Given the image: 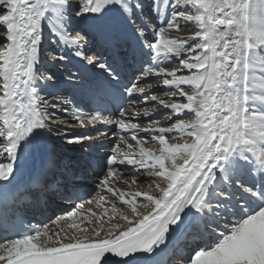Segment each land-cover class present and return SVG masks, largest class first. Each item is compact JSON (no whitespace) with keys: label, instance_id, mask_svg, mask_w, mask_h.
Returning <instances> with one entry per match:
<instances>
[{"label":"snow or ice","instance_id":"snow-or-ice-1","mask_svg":"<svg viewBox=\"0 0 264 264\" xmlns=\"http://www.w3.org/2000/svg\"><path fill=\"white\" fill-rule=\"evenodd\" d=\"M0 29V262L264 264V0H0ZM94 39L110 54L89 53ZM64 50L95 70L88 110L47 90ZM56 109L119 133L87 195L56 179ZM37 154L44 173L18 185ZM56 198L75 207L39 224L21 212Z\"/></svg>","mask_w":264,"mask_h":264},{"label":"rangeland","instance_id":"rangeland-1","mask_svg":"<svg viewBox=\"0 0 264 264\" xmlns=\"http://www.w3.org/2000/svg\"><path fill=\"white\" fill-rule=\"evenodd\" d=\"M0 30H2V29H0ZM170 35L171 36H185V35H187V33H184V32H177V31H171L170 32ZM156 85V86H155ZM59 88V87H58ZM57 91H58V89H57ZM56 91V92H57ZM148 92H160V93H162L163 92V87L160 85V84H153V86H152V88L151 89H149V90H147ZM159 98L160 99H167V97H165V96H163L162 94L159 96ZM154 102H152V101H149V102H147V104L150 106L151 104H153ZM145 105L144 104H141V105H138V107H141V108H143ZM56 110H59V109H56ZM159 110V111H158ZM166 110L165 109H163L162 107L161 108H157L156 109V111H155V113H154V115L155 116H160V114L161 113H163V112H165ZM56 112V111H55ZM59 112H61V111H59ZM59 112L57 111L56 112V115L59 117V120L56 122V124H54V127L55 126H60L61 128H63V134H61V135H63L62 136V138L64 139V140H59L58 139V137L59 136H55V137H51L50 138V141H56L55 143H58L59 142V146H61V145H64L65 143H67V141L69 140V139H71L73 136H77L78 134H80V135H83V134H85L84 132L83 133H80L79 131L80 130H84V128H80V127H70V126H72L74 123H75V121H74V117H73V115L71 116V117H66V118H62V114H63V112L61 113V114H59ZM66 116V115H65ZM140 119H143V117L141 116V117H139ZM67 122H69V123H71V124H69L70 126H65V125H67L68 123ZM67 123V124H66ZM167 123V121L165 120V121H162L161 122V124H162V126H163V124H166ZM62 125V126H61ZM98 126H100V125H96V128H98ZM114 129H115V127H113ZM100 129V128H99ZM111 128H105V130H110ZM78 131V132H77ZM101 130H98V131H95L94 133H93V135L94 136H96L95 138L96 139H94L93 141H91V140H85V141H87V144H90V143H93V146H95L96 148H97V150H96V153L97 152H100V154H101V157H102V154L105 152V147H106V140H110V136H112V135H114L115 134V132H114V134H112L111 135V132L109 133L110 134V136H109V134L108 135H106L107 133H106V131H103V132H105L104 134H101L102 132H100ZM53 134V133H52ZM140 135H144L143 133H140ZM118 137L119 136H115L114 137V139L111 141L112 142V146L114 145V143H116V142H118ZM102 138H104L103 140H105V142L103 143L102 142V140H100V139H102ZM108 138V139H107ZM65 141V142H64ZM85 141H81V142H79V143H75V144H70L69 145V148H71V149H74V148H77V147H79V146H81L83 143H86ZM129 143H132L133 145L135 144V142L134 141H132L130 138H129ZM121 147H124V145H121ZM57 149V148H56ZM60 152V151H59ZM82 153V152H81ZM64 154V153H63ZM37 155H39L38 157H40L41 156V154H37ZM35 156V155H34ZM84 156H86V155H84ZM33 157V156H32ZM88 158H91V159H93L92 157H91V155L90 156H88ZM32 161V160H31ZM69 164H72V162L71 163H69ZM23 169H26V168H24L23 167ZM131 175H133V173H131V172H129V171H124L123 172V174L122 175H120L119 176V180H121V181H123V180H128V182L129 183H131V180H130V176ZM75 179V178H74ZM140 179L141 180H143L144 179V177L143 176H141L140 177ZM73 179H70L69 181H72ZM83 181V180H82ZM81 181V182H82ZM80 187H82V189H85V187L86 186H83V185H80V184H78ZM118 186V185H117ZM134 187H140V188H142L143 190H148V188H147V185H135ZM82 189H80V190H82ZM90 191V190H89ZM59 200V199H58ZM58 200H55V201H58ZM55 201H53V202H55ZM75 206H72V207H69V209H67V210H65V211H71L73 208H74ZM88 207H91L92 208V210L93 211H97V212H99L100 210L99 209H97V208H95L94 206H92V205H86V208H88ZM64 211V212H65ZM62 224H65L66 225V221L65 222H61ZM50 227H52V229L53 230H55L56 228H57V225L56 224H51L50 225Z\"/></svg>","mask_w":264,"mask_h":264},{"label":"bare ground","instance_id":"bare-ground-1","mask_svg":"<svg viewBox=\"0 0 264 264\" xmlns=\"http://www.w3.org/2000/svg\"><path fill=\"white\" fill-rule=\"evenodd\" d=\"M91 73V72H90ZM92 74V73H91ZM150 79H153V77H150ZM156 86V85H155ZM152 88V87H151ZM150 88V89H151ZM149 90V89H148ZM159 111V110H158ZM100 126H98V128H99ZM56 135H54L53 137H55ZM104 138H102V139H100V140H102V142L104 141L105 142V140H103ZM108 139V138H107ZM52 142V147H54V148H57L56 147V145L57 146H59V142L58 143H55L56 141L54 140V141H51ZM86 143H83L81 146H79V147H77V148H80V149H82V151L84 150V149H86V151L88 152V156H90L91 155V157L93 158V159H91V158H88V157H86V156H82L81 158H80V160H77V158H75L74 156H75V154H72V153H70V152H67V154H68V156L73 160L72 161V164L69 166V167H72V168H74V169H76L78 172H79V170H78V168H79V166L80 165H84V164H87V163H82V160H94V159H97V158H100L101 157V154H100V152H97L96 153V150H97V148L95 147V146H93V143H90V144H92L91 145V147H88L90 144H87V141H85ZM103 142V143H104ZM54 143H55V145H54ZM58 150V149H57ZM60 152H63V151H60ZM80 154H82L81 152L80 153H78V155H80ZM39 155H35V156H33V157H31L32 158V161H31V163L30 164H34L35 162H36V160L39 158L38 157ZM89 164V163H88ZM23 167L24 168H26L25 167V165H23ZM81 168V167H80ZM87 178H89L88 177V172H83V170H81L80 172H79V174H78V176L75 178V179H73L72 181H67V183H71V182H75L76 184H80V185H82V180H86ZM80 189H82V187H80ZM59 198H56V199H54L53 201H55V200H58ZM53 201L51 202V203H53ZM52 228V227H51ZM3 262H0V264H2Z\"/></svg>","mask_w":264,"mask_h":264}]
</instances>
